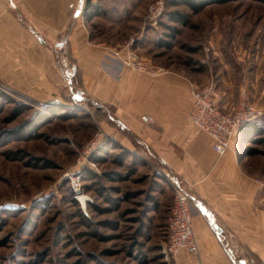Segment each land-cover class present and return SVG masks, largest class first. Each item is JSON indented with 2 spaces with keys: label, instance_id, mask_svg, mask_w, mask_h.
<instances>
[{
  "label": "rangeland",
  "instance_id": "1",
  "mask_svg": "<svg viewBox=\"0 0 264 264\" xmlns=\"http://www.w3.org/2000/svg\"><path fill=\"white\" fill-rule=\"evenodd\" d=\"M124 1L126 39L140 37L139 55L160 73L216 88L224 59L264 64V0L213 1L198 12L165 0L155 21L153 0ZM172 11L186 23L169 20ZM69 84L60 102L46 103L0 82V264H174L163 252L166 223L173 183H186Z\"/></svg>",
  "mask_w": 264,
  "mask_h": 264
},
{
  "label": "crops",
  "instance_id": "2",
  "mask_svg": "<svg viewBox=\"0 0 264 264\" xmlns=\"http://www.w3.org/2000/svg\"><path fill=\"white\" fill-rule=\"evenodd\" d=\"M71 2L78 0H0V82L56 103L69 81L183 178L190 188L198 253L181 251L178 264H242L246 251L264 260V194L257 183L264 177L262 60L250 65L244 57L240 68L236 58L222 61L215 98L219 109L231 111L245 99L263 113L242 124L231 148L219 156L209 135L189 119V78L174 71L149 76L105 57L128 36L122 15L129 12V2L82 0L78 14ZM94 5L99 13L90 17ZM96 19L103 20L101 32Z\"/></svg>",
  "mask_w": 264,
  "mask_h": 264
},
{
  "label": "built area",
  "instance_id": "3",
  "mask_svg": "<svg viewBox=\"0 0 264 264\" xmlns=\"http://www.w3.org/2000/svg\"><path fill=\"white\" fill-rule=\"evenodd\" d=\"M165 0H153L148 5V13L152 20L161 14ZM82 0L77 4L69 3V7L78 14L81 11ZM140 37H129L123 45L106 51L105 57L117 60L121 67L135 72H143L149 76H156L162 72L159 66L145 62L136 49V42ZM189 93L192 107L189 112L191 123L204 131L212 140V148L219 155H224L231 148L232 139L238 134L242 124L249 122L263 112L258 107L243 99L231 111L224 112L217 106L215 84L211 81L198 85L189 81ZM146 122L152 118L145 116ZM257 183L264 194V177L258 178ZM190 254L198 253V246L192 231V215L188 192L182 181L173 183V199L169 207L166 223V239L163 252L168 259L176 264L181 251Z\"/></svg>",
  "mask_w": 264,
  "mask_h": 264
},
{
  "label": "trees",
  "instance_id": "4",
  "mask_svg": "<svg viewBox=\"0 0 264 264\" xmlns=\"http://www.w3.org/2000/svg\"><path fill=\"white\" fill-rule=\"evenodd\" d=\"M224 2L227 0H169V4L171 5H178V4H185L188 6L193 12H198L201 10L207 3L210 2ZM90 14L88 16H93L99 13L98 7L94 5L93 7L90 8ZM169 20L171 21H179L181 23H186L185 16L183 13H180L178 11H172L169 12L168 16ZM48 112L52 113L54 115L55 111L51 108L47 109ZM61 117H68L66 113L64 114H59Z\"/></svg>",
  "mask_w": 264,
  "mask_h": 264
},
{
  "label": "water",
  "instance_id": "5",
  "mask_svg": "<svg viewBox=\"0 0 264 264\" xmlns=\"http://www.w3.org/2000/svg\"><path fill=\"white\" fill-rule=\"evenodd\" d=\"M79 93H81L80 90H78ZM188 197H189V200H191V196L188 194ZM215 227H217L215 224H214Z\"/></svg>",
  "mask_w": 264,
  "mask_h": 264
}]
</instances>
